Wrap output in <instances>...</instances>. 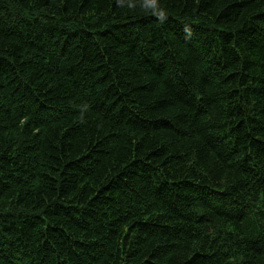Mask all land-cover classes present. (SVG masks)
Instances as JSON below:
<instances>
[{
    "label": "trees",
    "instance_id": "16d2710c",
    "mask_svg": "<svg viewBox=\"0 0 264 264\" xmlns=\"http://www.w3.org/2000/svg\"><path fill=\"white\" fill-rule=\"evenodd\" d=\"M0 264H264V0H0Z\"/></svg>",
    "mask_w": 264,
    "mask_h": 264
},
{
    "label": "bare ground",
    "instance_id": "6f19581e",
    "mask_svg": "<svg viewBox=\"0 0 264 264\" xmlns=\"http://www.w3.org/2000/svg\"><path fill=\"white\" fill-rule=\"evenodd\" d=\"M18 43V42H17ZM22 192V191H21Z\"/></svg>",
    "mask_w": 264,
    "mask_h": 264
}]
</instances>
